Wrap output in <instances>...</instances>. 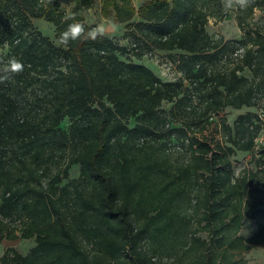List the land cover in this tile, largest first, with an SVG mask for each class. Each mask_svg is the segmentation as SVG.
Listing matches in <instances>:
<instances>
[{
    "label": "trees",
    "instance_id": "obj_1",
    "mask_svg": "<svg viewBox=\"0 0 264 264\" xmlns=\"http://www.w3.org/2000/svg\"><path fill=\"white\" fill-rule=\"evenodd\" d=\"M93 2L74 0L68 15L58 0H0V68L11 57L25 66L0 84V243L35 238L0 264H152L186 245L187 207L224 249L194 235L181 263L239 264L230 250L264 242V147H254L251 110L264 97V20L251 23L264 0L238 9L237 39L207 31L222 0H100L129 47L105 34L56 45L33 27L45 18L58 40L67 16L95 27L80 14ZM153 49L168 52L178 79L132 60ZM227 108L247 110L220 118V139L209 140L204 130ZM237 152L255 167L236 174ZM244 218L257 226L248 238L238 235Z\"/></svg>",
    "mask_w": 264,
    "mask_h": 264
},
{
    "label": "rangeland",
    "instance_id": "obj_2",
    "mask_svg": "<svg viewBox=\"0 0 264 264\" xmlns=\"http://www.w3.org/2000/svg\"><path fill=\"white\" fill-rule=\"evenodd\" d=\"M61 8L68 14L72 15V10L74 7V0H58ZM146 0H131L132 4L137 8ZM253 0H251L252 2ZM238 9L225 12L221 11L218 17H210L208 24L206 26L207 31L212 36H222L224 39H237L243 34V30L238 26L236 14ZM81 16L84 22L94 26L101 25L104 28V34L121 45L130 46V38L126 35L125 24L117 23L113 19L112 14L105 17L100 11V0H94L91 7H86L81 10ZM135 18L134 20H136ZM259 19L264 20V9L255 8L253 12V19L251 23L258 21ZM33 27L38 29L44 36L48 37L53 43L59 45L60 42L55 36V26L48 22L45 18H32ZM247 25L245 24V27ZM6 48L0 46V54L6 52ZM134 62H139L145 64L147 67L151 68L161 79L163 80H176L180 77V74L176 71L175 64L169 57L168 52L153 49L151 51L145 52L140 59L132 57ZM246 75L250 76L248 71L245 72ZM164 107H168V103H164ZM246 108L242 109H232L227 108L223 112L213 116L212 124L204 130V135L208 137L209 140L220 139V134L218 131V122L220 118H225L229 124L233 122L235 117L244 111ZM251 110L259 112V114H264V97H262L260 104L257 108ZM68 122L65 120V125ZM251 155L246 152H237L232 156V166L235 173H239L240 170L244 168H254V164L250 162ZM79 169L78 166H72L70 168V176H78ZM187 203V202H186ZM185 203V204H186ZM187 215L191 216V220L186 224L185 241L184 246L179 245L178 249L171 250L168 252L158 253L151 258L152 264H182L188 258L187 254H183L187 244L194 237V235L201 237L206 240L211 248L222 251L224 247L218 240L221 238H215L211 234V231L202 228L203 223H199L198 217L200 212H195L193 208H186ZM257 226L254 220L249 218H244L242 226L238 232V235L248 238L256 232ZM35 245V238H21L16 239H4L0 243V257L6 251V249L13 248L21 254H26ZM144 248L148 245L144 243ZM203 248V247H201ZM230 254L227 256L230 260H237L239 264H264V242L254 244L251 248L247 250H240L235 247L233 250L229 251Z\"/></svg>",
    "mask_w": 264,
    "mask_h": 264
},
{
    "label": "clouds",
    "instance_id": "obj_3",
    "mask_svg": "<svg viewBox=\"0 0 264 264\" xmlns=\"http://www.w3.org/2000/svg\"><path fill=\"white\" fill-rule=\"evenodd\" d=\"M251 3V0H222L225 12L239 9H245ZM66 19L73 20L65 30L59 35V42L63 46H68L70 42L76 41H96L104 36V28L101 25L86 28L83 22L75 20L74 16H67ZM24 63L16 57H11L7 63L0 68V84L10 82L14 77L24 71Z\"/></svg>",
    "mask_w": 264,
    "mask_h": 264
},
{
    "label": "built area",
    "instance_id": "obj_4",
    "mask_svg": "<svg viewBox=\"0 0 264 264\" xmlns=\"http://www.w3.org/2000/svg\"><path fill=\"white\" fill-rule=\"evenodd\" d=\"M261 129L254 140L255 149L264 147V114H260Z\"/></svg>",
    "mask_w": 264,
    "mask_h": 264
}]
</instances>
